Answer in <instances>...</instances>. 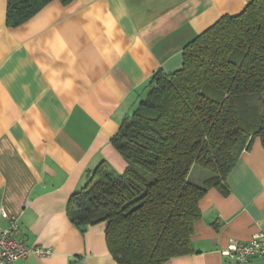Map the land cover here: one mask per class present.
<instances>
[{
  "label": "crops",
  "instance_id": "0c3cea01",
  "mask_svg": "<svg viewBox=\"0 0 264 264\" xmlns=\"http://www.w3.org/2000/svg\"><path fill=\"white\" fill-rule=\"evenodd\" d=\"M249 1L54 0L11 28L8 0H0V207L18 219L28 246L50 250L9 264H116L105 223L71 222V196L103 161L126 169L112 138L146 99L154 73L181 69L185 46ZM200 175V184L210 176ZM226 184L227 194L210 188L199 202L195 253L164 264H239L221 255L230 240L264 233L259 139Z\"/></svg>",
  "mask_w": 264,
  "mask_h": 264
},
{
  "label": "trees",
  "instance_id": "16d2710c",
  "mask_svg": "<svg viewBox=\"0 0 264 264\" xmlns=\"http://www.w3.org/2000/svg\"><path fill=\"white\" fill-rule=\"evenodd\" d=\"M53 1L8 0L7 26L26 23ZM182 57L181 69L154 73L146 99L112 138L126 169L103 161L69 201L78 228L106 224L116 264L194 254L200 200L210 188L227 194L242 153L256 139L264 148V0L221 17ZM197 168L210 174L201 184L190 180Z\"/></svg>",
  "mask_w": 264,
  "mask_h": 264
},
{
  "label": "built area",
  "instance_id": "2783aa9c",
  "mask_svg": "<svg viewBox=\"0 0 264 264\" xmlns=\"http://www.w3.org/2000/svg\"><path fill=\"white\" fill-rule=\"evenodd\" d=\"M7 221V226L0 224V264L16 263L30 256L43 258L50 254L49 249L28 246L19 237L20 224L16 217L10 216L4 207H0V223ZM225 258L239 264H246L252 259H264V233L253 235L248 241L231 239L226 249L221 252Z\"/></svg>",
  "mask_w": 264,
  "mask_h": 264
},
{
  "label": "rangeland",
  "instance_id": "374dc122",
  "mask_svg": "<svg viewBox=\"0 0 264 264\" xmlns=\"http://www.w3.org/2000/svg\"><path fill=\"white\" fill-rule=\"evenodd\" d=\"M202 171H207V170H203L202 168H197L196 169V171H194V172H192V174H191V176H190V180H192V181H195L196 179H198L201 175H200V173ZM207 173H208V171H207Z\"/></svg>",
  "mask_w": 264,
  "mask_h": 264
}]
</instances>
